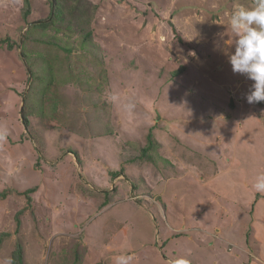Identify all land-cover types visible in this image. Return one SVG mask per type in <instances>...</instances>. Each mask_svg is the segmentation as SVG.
I'll use <instances>...</instances> for the list:
<instances>
[{
  "label": "rangeland",
  "instance_id": "374dc122",
  "mask_svg": "<svg viewBox=\"0 0 264 264\" xmlns=\"http://www.w3.org/2000/svg\"><path fill=\"white\" fill-rule=\"evenodd\" d=\"M27 2L0 0V264H264V102L221 51L255 0H62L37 30Z\"/></svg>",
  "mask_w": 264,
  "mask_h": 264
},
{
  "label": "clouds",
  "instance_id": "9594fccd",
  "mask_svg": "<svg viewBox=\"0 0 264 264\" xmlns=\"http://www.w3.org/2000/svg\"><path fill=\"white\" fill-rule=\"evenodd\" d=\"M229 27L233 33L232 41L229 37L224 41L221 49L228 56L234 73L246 76L253 83L246 95L249 104L264 102V0H255L252 8L238 7L233 11L229 19ZM234 46V52L229 49ZM117 99V97H113ZM133 103L126 105L131 110ZM6 133L0 132V141H3ZM254 188L257 192H264V174L256 178ZM132 255H120L115 258V264H132ZM3 264H13L8 258Z\"/></svg>",
  "mask_w": 264,
  "mask_h": 264
},
{
  "label": "trees",
  "instance_id": "16d2710c",
  "mask_svg": "<svg viewBox=\"0 0 264 264\" xmlns=\"http://www.w3.org/2000/svg\"><path fill=\"white\" fill-rule=\"evenodd\" d=\"M27 1L28 0H25L26 5L28 4ZM81 1L82 0H75V7H73L72 12L75 11V10L79 11V7H80ZM52 2H53L52 3V10H51L52 19L50 20V23L43 22V21H40L39 23H35L33 25V27H35V30H37V29H45L47 27L54 28V25L57 22H59L61 18H63V15H64V11H63L64 10V4H62V0H52ZM70 11H71V7L69 6V13H70ZM89 35H90V33H85L84 34V38H87ZM25 38H26V36H25ZM6 41H7L6 39L0 40V42H3V43H6ZM63 49L66 52H69V50H70V49L65 48V47ZM178 73L179 72H176L174 74V77L177 76ZM30 74H33V73L31 72ZM25 124H26V121H25ZM149 138L150 137L148 136V139ZM256 197H259V196H256ZM11 259L13 261V264H23V262H22V251H21V249L19 247H17V249L13 252V255H12Z\"/></svg>",
  "mask_w": 264,
  "mask_h": 264
},
{
  "label": "crops",
  "instance_id": "0c3cea01",
  "mask_svg": "<svg viewBox=\"0 0 264 264\" xmlns=\"http://www.w3.org/2000/svg\"><path fill=\"white\" fill-rule=\"evenodd\" d=\"M221 240H222V238H221Z\"/></svg>",
  "mask_w": 264,
  "mask_h": 264
}]
</instances>
